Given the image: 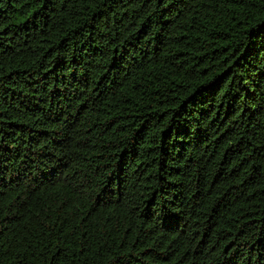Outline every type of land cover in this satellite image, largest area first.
<instances>
[{"label": "trees", "instance_id": "1", "mask_svg": "<svg viewBox=\"0 0 264 264\" xmlns=\"http://www.w3.org/2000/svg\"><path fill=\"white\" fill-rule=\"evenodd\" d=\"M0 264H264V0H0Z\"/></svg>", "mask_w": 264, "mask_h": 264}]
</instances>
